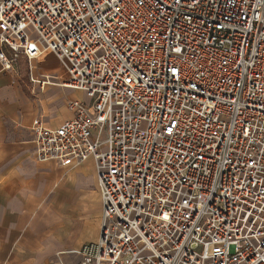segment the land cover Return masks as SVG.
Segmentation results:
<instances>
[{"label":"built area","instance_id":"1","mask_svg":"<svg viewBox=\"0 0 264 264\" xmlns=\"http://www.w3.org/2000/svg\"><path fill=\"white\" fill-rule=\"evenodd\" d=\"M20 59L85 94L30 126L36 160L94 162L78 264H264V0H0V71Z\"/></svg>","mask_w":264,"mask_h":264},{"label":"crops","instance_id":"2","mask_svg":"<svg viewBox=\"0 0 264 264\" xmlns=\"http://www.w3.org/2000/svg\"><path fill=\"white\" fill-rule=\"evenodd\" d=\"M23 60L15 72L0 71V264H49L57 254L65 264H78L75 251L95 241L100 226L94 162L61 166L36 160L30 126L36 116L48 127L58 126L71 116L67 102L85 94L58 84H24L19 76ZM34 63L36 77L65 80L51 56ZM58 87L71 93L56 94ZM89 171L93 174L84 181L81 173Z\"/></svg>","mask_w":264,"mask_h":264},{"label":"rangeland","instance_id":"3","mask_svg":"<svg viewBox=\"0 0 264 264\" xmlns=\"http://www.w3.org/2000/svg\"><path fill=\"white\" fill-rule=\"evenodd\" d=\"M34 65H35L34 66L35 67L34 69H35V72H36V67L38 66V64L37 63L36 64L34 63ZM27 72H28V64H27V62H25L24 60L22 62L19 61V76L21 77V79L24 80V82H25L24 84L29 85L28 82H27V80L29 81ZM30 88H31V86H30ZM55 91H56L55 92L56 94L64 95V96H68V94L71 93V91H69V89H62V88H59V87L57 89H55ZM88 174L89 175H87L85 172H82L81 173V176L83 177V180L84 181L85 180H90V178H91V176H92L93 173L89 171ZM57 256L60 257L59 254L55 255L54 257H57Z\"/></svg>","mask_w":264,"mask_h":264}]
</instances>
